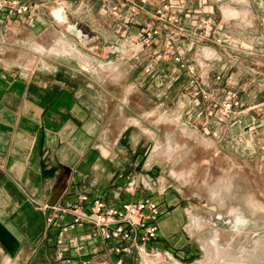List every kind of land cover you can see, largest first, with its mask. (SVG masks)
<instances>
[{
	"label": "rangeland",
	"instance_id": "obj_1",
	"mask_svg": "<svg viewBox=\"0 0 264 264\" xmlns=\"http://www.w3.org/2000/svg\"><path fill=\"white\" fill-rule=\"evenodd\" d=\"M36 1L48 12L66 9L67 20L48 15L52 41L12 29L5 52L39 66L94 69L102 102L127 100L157 126L162 175L181 189L198 248L187 264H264V0H129L117 14L105 12L103 0ZM64 47L77 50L57 57ZM112 67L115 82L105 78ZM207 74L217 95L203 82ZM195 76L206 97L196 94ZM222 89L242 104L226 121L209 114L211 98L226 97Z\"/></svg>",
	"mask_w": 264,
	"mask_h": 264
},
{
	"label": "crops",
	"instance_id": "obj_2",
	"mask_svg": "<svg viewBox=\"0 0 264 264\" xmlns=\"http://www.w3.org/2000/svg\"><path fill=\"white\" fill-rule=\"evenodd\" d=\"M48 11L39 6L34 14L13 21L0 15V264H116L120 255L113 251L115 242L101 238L88 242L83 253L69 247L60 256L62 233L47 219L53 206L74 201L81 194L113 203L118 193L121 200L150 197L158 201V238L152 244L173 257L164 264H187L198 248L185 228L187 211L181 189L162 175L165 158L156 150L157 126L135 114L127 100L102 102L94 69L86 74L64 63L39 66L22 54L5 52L12 42L6 37L12 29L25 27L35 37L54 40L50 26L56 24L48 15L65 21L67 10ZM209 77L203 82L217 95L213 91L216 81ZM105 78L115 82L116 67ZM222 92L227 97L232 91ZM132 179L136 184L128 188ZM147 181L156 183L151 190L146 188ZM237 222L244 221L238 217ZM90 229L85 225L72 233ZM122 264H135V255H125Z\"/></svg>",
	"mask_w": 264,
	"mask_h": 264
},
{
	"label": "built area",
	"instance_id": "obj_3",
	"mask_svg": "<svg viewBox=\"0 0 264 264\" xmlns=\"http://www.w3.org/2000/svg\"><path fill=\"white\" fill-rule=\"evenodd\" d=\"M117 1L119 2L116 4L115 0H103L102 9L117 14L120 6H124L129 0ZM141 2L145 3L146 0ZM37 8L39 4L32 0H0V15L7 21L32 15ZM136 9V4L130 5L132 12ZM221 78V74L216 76V80ZM192 83L195 85L196 94L207 96L206 89L200 86L198 76L193 78ZM240 105L242 104L237 93L229 92L223 101L211 98L209 114L216 115L220 121H226L236 113ZM135 184L136 181L132 179L128 188ZM155 184L147 181L146 188L151 190ZM116 200L108 203L101 197L91 200L88 194H81L74 201L53 206V213L47 220L50 226L60 228L62 233L58 238V244L62 245L59 255L63 257L64 251L69 247L75 252L83 253L88 242H96L101 238L115 242L113 251L120 255L116 264H122L125 255H135V264L171 263L173 257L169 252L159 251L152 244L158 238V218L161 215L158 201L150 197L137 201L128 198L121 200L120 193ZM85 225L90 226L89 232L72 233L74 229Z\"/></svg>",
	"mask_w": 264,
	"mask_h": 264
},
{
	"label": "bare ground",
	"instance_id": "obj_4",
	"mask_svg": "<svg viewBox=\"0 0 264 264\" xmlns=\"http://www.w3.org/2000/svg\"><path fill=\"white\" fill-rule=\"evenodd\" d=\"M56 14H57V16L59 17V18H62V16H61V13H60V11H57L56 12ZM56 37V36H55ZM86 37V36H85ZM60 42V41H59ZM44 44V43H43ZM52 44V43H51ZM53 44H55V43H53ZM42 48H43V50H45V47L44 46H42ZM54 51V49H51L50 51ZM77 49L74 47V48H63V50H59L60 52H64V53H67V54H71V53H73V51H76ZM56 52V51H55ZM215 242V241H214Z\"/></svg>",
	"mask_w": 264,
	"mask_h": 264
}]
</instances>
